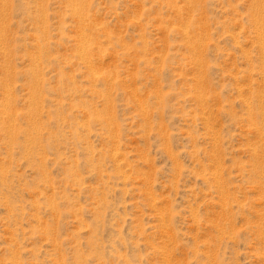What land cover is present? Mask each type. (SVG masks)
<instances>
[{
  "label": "rangeland",
  "instance_id": "rangeland-1",
  "mask_svg": "<svg viewBox=\"0 0 264 264\" xmlns=\"http://www.w3.org/2000/svg\"><path fill=\"white\" fill-rule=\"evenodd\" d=\"M0 264H264V0H0Z\"/></svg>",
  "mask_w": 264,
  "mask_h": 264
},
{
  "label": "bare ground",
  "instance_id": "bare-ground-1",
  "mask_svg": "<svg viewBox=\"0 0 264 264\" xmlns=\"http://www.w3.org/2000/svg\"><path fill=\"white\" fill-rule=\"evenodd\" d=\"M191 1V0H190ZM191 4V3H190ZM257 6V5H256ZM262 22H263V18H262ZM261 30V29H260Z\"/></svg>",
  "mask_w": 264,
  "mask_h": 264
}]
</instances>
